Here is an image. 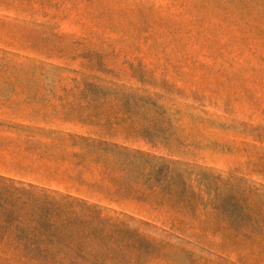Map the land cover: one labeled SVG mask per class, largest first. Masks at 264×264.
Wrapping results in <instances>:
<instances>
[{"label":"rangeland","instance_id":"1","mask_svg":"<svg viewBox=\"0 0 264 264\" xmlns=\"http://www.w3.org/2000/svg\"><path fill=\"white\" fill-rule=\"evenodd\" d=\"M0 264H264V0H0Z\"/></svg>","mask_w":264,"mask_h":264}]
</instances>
